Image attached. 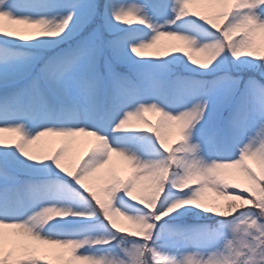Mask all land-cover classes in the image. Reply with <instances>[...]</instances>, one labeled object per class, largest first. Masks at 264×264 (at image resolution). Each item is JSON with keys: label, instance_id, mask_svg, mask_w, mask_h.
Instances as JSON below:
<instances>
[{"label": "snow or ice", "instance_id": "1", "mask_svg": "<svg viewBox=\"0 0 264 264\" xmlns=\"http://www.w3.org/2000/svg\"><path fill=\"white\" fill-rule=\"evenodd\" d=\"M0 264H264V0H0Z\"/></svg>", "mask_w": 264, "mask_h": 264}, {"label": "rangeland", "instance_id": "2", "mask_svg": "<svg viewBox=\"0 0 264 264\" xmlns=\"http://www.w3.org/2000/svg\"><path fill=\"white\" fill-rule=\"evenodd\" d=\"M16 27H25V26H16ZM149 52H151V50H149ZM146 56L148 55L147 53L145 54ZM145 119H147L148 121H150L152 124H156L158 119H159V113H153V112H149V113H145L144 114ZM133 126L134 127H138V128H146L147 126L142 124V123H138V122H133ZM5 137V143L7 144H14L15 140L17 139V137L15 136L14 133H4L3 134ZM85 139L82 137H78V138H72V143L69 144V155H72L73 153L82 150L83 145L81 143V141ZM65 138L62 137H54V136H46V137H42L41 140L39 142H37L36 146H33V149H30V151H34V152H42V153H50L55 151L57 148L61 147L63 145ZM178 140V138L175 135L169 136L167 138V142L169 144V146H171L172 143L176 142ZM114 165H115V171L118 175L123 176L127 174V168L126 166L123 164V162H121L119 160V158L114 157ZM248 164H250V166L255 170V172L260 175L262 172V169L260 167V165L253 161V160H248L247 161ZM119 170H122V172H120ZM123 173V174H122ZM226 178L229 180L230 183H241L243 186V176L235 169H228L226 170ZM206 198L208 199H222V198H217L215 197V194L212 192H208L206 193Z\"/></svg>", "mask_w": 264, "mask_h": 264}]
</instances>
